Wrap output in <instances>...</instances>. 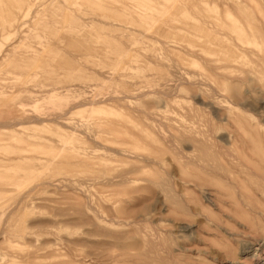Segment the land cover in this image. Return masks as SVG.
Returning a JSON list of instances; mask_svg holds the SVG:
<instances>
[{"label":"rangeland","instance_id":"obj_1","mask_svg":"<svg viewBox=\"0 0 264 264\" xmlns=\"http://www.w3.org/2000/svg\"><path fill=\"white\" fill-rule=\"evenodd\" d=\"M0 124V264H264V0H0Z\"/></svg>","mask_w":264,"mask_h":264},{"label":"bare ground","instance_id":"obj_2","mask_svg":"<svg viewBox=\"0 0 264 264\" xmlns=\"http://www.w3.org/2000/svg\"><path fill=\"white\" fill-rule=\"evenodd\" d=\"M8 19V18H7ZM179 22V21H178ZM177 22V23H178ZM181 22V21H180ZM182 23V22H181ZM178 23V24H181ZM187 23L186 22V27H187ZM192 23V22H191ZM38 24V23H37ZM184 24V22H183ZM190 24V22H189ZM242 24V23H241ZM23 24H19L18 28L21 29ZM176 25V24H175ZM184 25V26H185ZM193 25V24H192ZM195 26V25H194ZM193 26V27H194ZM176 27V26H175ZM178 27V26H177ZM185 27V28H186ZM192 27V26H191ZM180 28L178 32L182 31L181 29H184L183 27H178ZM176 29V28H175ZM193 29V28H192ZM240 31V30H239ZM185 32V31H184ZM16 46H14L15 48ZM18 47V46H17ZM12 50V49H11ZM14 50V49H13ZM12 50V51H13ZM17 51V50H15ZM33 65V64H32ZM43 67V66H42ZM41 67V68H42ZM73 79V78H72ZM235 90V89H234ZM90 106L92 104H89ZM96 104L93 103L92 106H95ZM87 104H77V106L75 105L74 108L72 110L75 109H81L86 107ZM68 115V114H67ZM65 116V115H64ZM63 117V116H62ZM59 118V117H58ZM61 118V117H60ZM37 121H40V119H36ZM33 121V120H32ZM45 121V120H43ZM53 121V120H51ZM38 123V122H37ZM6 124V123H5ZM18 124V123H16ZM13 124V125H16ZM30 124V123H29ZM40 124V123H39ZM1 125V124H0ZM3 128H8V126H2ZM10 127V126H9ZM14 127V126H13ZM1 128V126H0ZM11 128V127H10ZM252 141V140H251ZM194 143V142H193ZM14 160V159H13ZM52 165V164H51ZM50 166V165H49ZM128 174V172H127ZM126 175V174H125ZM221 193V192H219ZM23 196V195H22ZM21 198V197H19ZM226 196L222 195V194H208V195H203L200 198V205L195 208L194 210H190L187 211V213H185V216L180 224V226L178 227V232H179V239H180V244H178V248H179V252L182 253H191L192 251H194V249L196 247H198L199 244H201V240L204 238V234L208 235V233L210 234V230H222L219 231L220 232H224L225 235H227L228 237H234L233 234L228 233L226 231H224L222 228H220L219 223L216 221V214L217 213H222L224 211V207L226 205ZM218 224H217V223ZM87 223V222H85ZM44 225V224H43ZM240 225V224H239ZM215 233V232H214ZM223 233V234H224ZM216 235V234H214ZM173 236V235H172ZM221 236V235H220ZM224 237V235H222ZM262 239V238H261ZM171 240V239H170ZM168 242V241H167ZM138 243V242H137ZM204 243V242H203ZM139 244V243H138ZM137 244V245H138ZM204 245V244H203ZM205 246V245H204ZM261 247V245H258ZM202 247V245H201ZM169 249V248H168ZM253 250L252 245H248V246H244L243 247V253L246 255V258H248V260L250 258H253L251 256H249L251 254V251ZM174 251V250H172ZM202 251V250H201ZM178 252V251H177ZM178 252V253H179ZM199 253V251H197ZM256 252V251H255ZM241 254V253H240ZM191 255V254H190ZM212 253L210 251H206L205 252V256H207L208 258L211 257ZM239 255V254H238ZM185 256V255H184ZM241 260V259H240ZM248 260L246 261H241L240 263L237 260H234L233 264H246L248 263ZM237 262V263H236Z\"/></svg>","mask_w":264,"mask_h":264}]
</instances>
